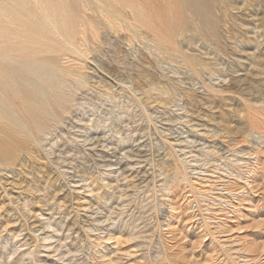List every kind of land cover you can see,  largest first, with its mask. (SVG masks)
Listing matches in <instances>:
<instances>
[{
	"label": "rangeland",
	"instance_id": "obj_1",
	"mask_svg": "<svg viewBox=\"0 0 264 264\" xmlns=\"http://www.w3.org/2000/svg\"><path fill=\"white\" fill-rule=\"evenodd\" d=\"M71 3L0 123V264H264V0Z\"/></svg>",
	"mask_w": 264,
	"mask_h": 264
},
{
	"label": "bare ground",
	"instance_id": "obj_2",
	"mask_svg": "<svg viewBox=\"0 0 264 264\" xmlns=\"http://www.w3.org/2000/svg\"><path fill=\"white\" fill-rule=\"evenodd\" d=\"M71 11V0H0V123L20 126L16 110L21 101L25 111L32 109V92L40 85L32 77V65L23 74L27 67L22 61L60 50L51 44L55 36L73 43Z\"/></svg>",
	"mask_w": 264,
	"mask_h": 264
}]
</instances>
